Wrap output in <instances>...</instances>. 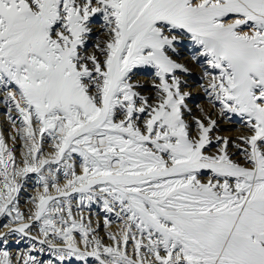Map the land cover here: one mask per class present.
<instances>
[{
  "label": "snow or ice",
  "instance_id": "obj_1",
  "mask_svg": "<svg viewBox=\"0 0 264 264\" xmlns=\"http://www.w3.org/2000/svg\"><path fill=\"white\" fill-rule=\"evenodd\" d=\"M0 104V264H264V0H0Z\"/></svg>",
  "mask_w": 264,
  "mask_h": 264
},
{
  "label": "bare ground",
  "instance_id": "obj_2",
  "mask_svg": "<svg viewBox=\"0 0 264 264\" xmlns=\"http://www.w3.org/2000/svg\"><path fill=\"white\" fill-rule=\"evenodd\" d=\"M190 67H192L193 69V80L198 79V69L195 68V66L190 65ZM137 79H139L142 83L148 81L151 79L150 76H148L147 74H143L141 73L140 75L137 76ZM190 85L192 86V90H193V95L196 98L194 100V103H203L202 98H200L199 96V92H198V86L195 85L193 83V81L189 82ZM145 87H148V84L145 83ZM6 109H4L3 105L0 104V129L1 132H3L7 138V136L12 132V128L10 127V125L8 124L7 120H6ZM223 128H234L236 127L235 125H223ZM223 135H236L235 132H223L221 133ZM9 143H11L9 141ZM35 176H32L30 179H27L25 181V187L24 190L21 192L20 194V201H19V206L21 208V211H23L26 215L29 212V208H30V203H29V197L35 195L36 192V187H35ZM74 210V214L76 212L75 207L73 208ZM91 214V218H92V222L93 225L95 226L96 222L99 221L100 222V226H101V235H103V218H104V214L100 211V205L95 204L92 205L90 207V209H84L83 210V215H85V217H88ZM0 223H7V220L5 218L0 217ZM7 229L0 227V232H6ZM33 234H36V230H33ZM17 239L16 237H9L8 243L7 245H0V250L2 249H7L10 254L15 257V255L19 252V251H23L25 250L27 247H29L31 245V241H21L20 243H17ZM37 255L39 256L40 259H48L49 257V253L46 251L43 254H39L37 253ZM65 264H94V261H92L90 258L87 261H77L74 257L71 258L70 260L66 261Z\"/></svg>",
  "mask_w": 264,
  "mask_h": 264
},
{
  "label": "rangeland",
  "instance_id": "obj_3",
  "mask_svg": "<svg viewBox=\"0 0 264 264\" xmlns=\"http://www.w3.org/2000/svg\"><path fill=\"white\" fill-rule=\"evenodd\" d=\"M0 132H1V129H0Z\"/></svg>",
  "mask_w": 264,
  "mask_h": 264
}]
</instances>
